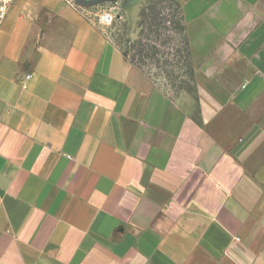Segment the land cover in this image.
<instances>
[{
    "label": "crops",
    "instance_id": "obj_1",
    "mask_svg": "<svg viewBox=\"0 0 264 264\" xmlns=\"http://www.w3.org/2000/svg\"><path fill=\"white\" fill-rule=\"evenodd\" d=\"M182 19L173 92L76 0L10 6L0 264H264V0H183Z\"/></svg>",
    "mask_w": 264,
    "mask_h": 264
},
{
    "label": "rangeland",
    "instance_id": "obj_2",
    "mask_svg": "<svg viewBox=\"0 0 264 264\" xmlns=\"http://www.w3.org/2000/svg\"><path fill=\"white\" fill-rule=\"evenodd\" d=\"M182 4L183 0H98L82 7L97 19L112 10L115 21L106 25L110 36L163 88L180 92L191 86L193 77Z\"/></svg>",
    "mask_w": 264,
    "mask_h": 264
},
{
    "label": "built area",
    "instance_id": "obj_3",
    "mask_svg": "<svg viewBox=\"0 0 264 264\" xmlns=\"http://www.w3.org/2000/svg\"><path fill=\"white\" fill-rule=\"evenodd\" d=\"M14 1L15 0H0V21L6 17ZM114 21L115 15L112 10L103 11L99 17V24L101 25H112ZM31 77L32 75L28 74L26 78L30 79ZM24 87L26 88L27 85L25 84Z\"/></svg>",
    "mask_w": 264,
    "mask_h": 264
},
{
    "label": "water",
    "instance_id": "obj_4",
    "mask_svg": "<svg viewBox=\"0 0 264 264\" xmlns=\"http://www.w3.org/2000/svg\"><path fill=\"white\" fill-rule=\"evenodd\" d=\"M97 1L98 0H76V3L78 5H81V6H83V5L87 6V5L92 4L94 2H97Z\"/></svg>",
    "mask_w": 264,
    "mask_h": 264
},
{
    "label": "trees",
    "instance_id": "obj_5",
    "mask_svg": "<svg viewBox=\"0 0 264 264\" xmlns=\"http://www.w3.org/2000/svg\"><path fill=\"white\" fill-rule=\"evenodd\" d=\"M135 2H133V4H134Z\"/></svg>",
    "mask_w": 264,
    "mask_h": 264
}]
</instances>
